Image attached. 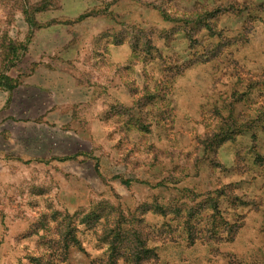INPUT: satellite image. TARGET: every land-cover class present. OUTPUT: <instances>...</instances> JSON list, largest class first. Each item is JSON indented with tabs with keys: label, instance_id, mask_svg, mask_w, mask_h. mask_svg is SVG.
<instances>
[{
	"label": "rangeland",
	"instance_id": "rangeland-1",
	"mask_svg": "<svg viewBox=\"0 0 264 264\" xmlns=\"http://www.w3.org/2000/svg\"><path fill=\"white\" fill-rule=\"evenodd\" d=\"M0 264H264V0H0Z\"/></svg>",
	"mask_w": 264,
	"mask_h": 264
},
{
	"label": "trees",
	"instance_id": "trees-1",
	"mask_svg": "<svg viewBox=\"0 0 264 264\" xmlns=\"http://www.w3.org/2000/svg\"><path fill=\"white\" fill-rule=\"evenodd\" d=\"M217 13H219V12H217ZM198 15L200 16V15H202V13H198ZM206 17H207V20H209V19H211V18H214V17H216V13H212V14H210V13H208V14H206ZM201 21V19L199 20V22ZM230 189V188H229ZM229 197H233L234 196V194H233V192H232V190H229ZM223 194V193H222ZM225 195H226V193H225ZM227 196V195H226ZM232 200V199H231ZM241 201V199L240 198H238V197H235V201ZM213 203H215V201H213ZM214 206V209L215 210H217L218 208H219V206H218V202H216L215 204H213ZM69 247H70V244H68L66 247H64L63 249H62V251H63V253H65V254H68V251H69ZM113 250V249H112ZM114 253V252H113ZM112 253V254H113Z\"/></svg>",
	"mask_w": 264,
	"mask_h": 264
}]
</instances>
